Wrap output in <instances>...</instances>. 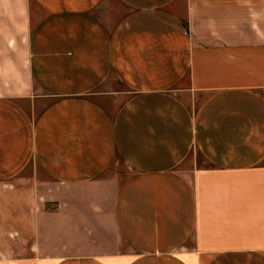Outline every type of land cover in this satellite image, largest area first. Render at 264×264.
<instances>
[{
    "label": "crops",
    "instance_id": "crops-1",
    "mask_svg": "<svg viewBox=\"0 0 264 264\" xmlns=\"http://www.w3.org/2000/svg\"><path fill=\"white\" fill-rule=\"evenodd\" d=\"M0 264H264V0H0Z\"/></svg>",
    "mask_w": 264,
    "mask_h": 264
}]
</instances>
